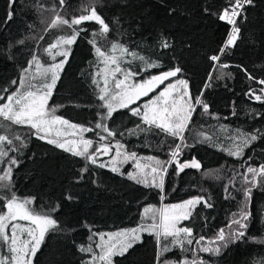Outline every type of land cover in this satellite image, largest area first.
I'll return each instance as SVG.
<instances>
[{"label": "trees", "instance_id": "obj_1", "mask_svg": "<svg viewBox=\"0 0 264 264\" xmlns=\"http://www.w3.org/2000/svg\"><path fill=\"white\" fill-rule=\"evenodd\" d=\"M91 2L111 28L107 39L97 37L98 46L106 50L111 42H119L162 65L141 72L137 79L180 67L179 78L189 82L192 95L203 92L209 111L205 113L202 107H196L180 156L181 162L197 160L200 168H187L177 175L175 165H171L165 179L166 196L161 202L159 190L128 179V169L115 174L87 164L88 171L81 173L87 163L83 158L37 139L29 128L12 125L0 129V134L13 140L5 149H17L8 152L0 169L8 167L9 157L18 161V166L12 165L11 191H0L8 195L14 192L19 198H34L33 207L49 213L59 224L58 229L46 234L33 264H82L88 256L78 250V245L91 243L87 239L89 229L99 233L134 228L141 222L144 207L181 203L196 196L203 197L211 207L203 203L195 206L181 227L192 228L193 237L203 236L206 243L239 212L244 200L240 190L242 175L247 167L264 164V103L246 95L250 89L260 94L259 89L264 87L256 83L264 80V0H254L253 5L246 7V19L237 21L241 31L236 45L220 59V63L229 67L215 70V62L209 58L219 54L230 30V25L218 18L227 0H66L62 9L72 18L82 14ZM53 7H60L59 0H16L11 8L9 0H0V89L12 91L11 82L19 79L33 55L38 56L56 38L71 34L72 31L48 35L44 32L40 44L31 41L43 31L41 12ZM10 10L14 16L6 22ZM79 27L93 30L99 26L87 22ZM91 38V32L82 33L72 46L49 106H57L56 115L71 123L94 129L87 137L98 141L102 132L95 129L100 122L97 113L105 110L99 107L97 99L102 81L96 73L103 65L88 43ZM163 38H167L170 48L161 47ZM20 40L24 43H18ZM124 67L139 69L142 65L136 61ZM222 73V78H217ZM248 74L255 80H250ZM94 78L100 81L99 87L93 84ZM206 83L211 86L205 89ZM108 127L116 133L110 141H119L127 152H136L141 158L166 161L170 150L179 143L154 127L142 131L147 126L127 109L115 112ZM238 132L259 137L244 149L240 158L228 154L233 145L231 137ZM17 135L23 139V145L14 139ZM67 195L73 199H66ZM56 205L59 209L51 211ZM249 210L252 215L247 236L229 243L219 255L200 252L203 244L195 241L191 246L185 245L187 252L175 249L168 255L173 259L198 257L208 264H264V243L256 242L264 241V187L252 189ZM143 240L126 255L114 257L113 264H152L154 240L147 234Z\"/></svg>", "mask_w": 264, "mask_h": 264}, {"label": "snow or ice", "instance_id": "obj_2", "mask_svg": "<svg viewBox=\"0 0 264 264\" xmlns=\"http://www.w3.org/2000/svg\"><path fill=\"white\" fill-rule=\"evenodd\" d=\"M15 2L16 0H9V7L11 8ZM65 3L66 0H59L61 8L65 6ZM253 3L254 0H227V6L222 8L219 13V20L230 25V30L219 54L209 58L215 62L213 70L216 67H229L228 64L220 63L221 56L229 48L235 47L241 31L237 21L246 19L245 9ZM51 11L54 13V17L49 23V28L66 26L72 29V32L70 35L56 38L55 42L44 49L51 57L50 65L44 66L40 59L33 55L28 61V66L22 69L19 79L11 82L14 86L13 90L9 92L7 88L0 89V92L7 93V95L0 94V102H2L0 103V129H7L12 125L29 128L31 134L37 139L44 140L73 156L83 158L87 163L81 169V173L88 171L87 164H92L122 174L120 165L132 161L136 171L127 173V178L143 184L145 187L158 189L162 202L166 196L165 177L168 174L169 166L175 165L177 175L187 168H200L197 160L181 162L180 156L182 146H186L184 133L188 130L196 107H202L205 113L209 111V105L202 98L203 92L201 91L196 96L192 95L189 82L184 78H179L182 72L180 67L163 70L146 79H137L141 76V72L161 68L162 65L130 50L119 42H111L106 50L98 46L97 37L107 39L111 28L97 11L95 3L85 7L82 14L70 19L61 16L55 7ZM13 16L14 12L8 11L5 21H11ZM87 22H94L99 26L98 29L89 30L86 27H79ZM87 32H91L92 37L88 43L94 49L98 62L103 65L96 73V76H101L103 80V87H100L97 99L100 101L99 107L105 111L97 113L100 122L95 124V129L107 133V136L99 135V141L103 142L108 137L116 136V133L103 121L111 119L118 110L127 109L132 116L139 117L143 125L147 126L146 129H141L142 131L154 127L179 141L170 150L168 160L162 161L154 157H147L146 159L151 163H141L142 158L138 157L136 152L125 151V145L119 141L100 143L98 147L93 148L94 141L85 139L83 134L94 129L71 123L56 115L57 106H49V100L71 54L70 46L77 41L82 33ZM18 43L23 44L24 41L20 40ZM160 43L164 49L171 47L167 38H163ZM54 49L55 52H53ZM57 57H63V59L57 61ZM136 61L140 62L142 68L124 67V65H131ZM222 76L223 73L217 78H222ZM248 78L255 80L251 74H248ZM208 80L209 82L212 80L211 72ZM110 83L111 87H109ZM256 83L264 86V80H257ZM93 84L99 87L100 81L94 78ZM161 85H163L162 88ZM210 86V83H206L204 88ZM157 89L160 90L157 92ZM256 91V89H250L246 95L249 98H254L257 102L264 103V87L259 89L260 94H256ZM154 92L156 94L150 96ZM145 96H150V99L142 105L138 104L137 102ZM134 104L137 106L132 107ZM5 121L8 124H5ZM65 129H71V131L67 132ZM65 136H78V139H62ZM258 138L257 134L238 132L236 136L231 137L233 145L228 149V154L237 158L242 157L244 149ZM14 139L19 140L23 145L24 141L19 135ZM205 139L211 138L205 137ZM12 143L13 140L8 135L0 134V164L4 163L9 151H17L14 147L5 149L6 144L12 145ZM113 149H115L114 154ZM102 156L111 158L108 161H102ZM12 165L18 166V161L14 157H9L8 167L0 169L3 172L0 174V189H7L8 192L12 188ZM145 169H150V171H145ZM241 184L240 190L244 194V200L241 202L239 212L233 214V218L226 228L219 229L212 240L204 243L205 237L195 238L192 228L180 226L184 220L191 217L196 205L203 203L206 207H211L203 197L196 196L181 203H161L159 207L153 205L144 207L141 222L134 228L108 233H98L89 229L90 235L87 239L91 243L87 246L78 245V250L88 256V259L82 261V264H113L114 257H122L136 244H142L144 234L151 236L154 240L155 249L152 264H208V261L202 258L173 259L168 254L175 249L187 252L189 249L185 245L191 246L195 241L198 245L203 244L199 248L200 252L219 255L222 248H227L229 243H235L245 238L248 234V222L252 215L249 210L252 189L257 186L264 187V164L258 167L248 166L242 175ZM65 198L73 199L71 195H67ZM33 204L34 198L21 199L14 192L8 195L7 192L0 191V244L5 246L8 253L0 255V264H33V258L43 243L45 235L50 230L59 228L58 221L52 215L38 211L32 207ZM58 209L59 205H56L51 211ZM18 221H27L28 224L23 225ZM252 239L255 240V238ZM256 242L264 243V241Z\"/></svg>", "mask_w": 264, "mask_h": 264}, {"label": "rangeland", "instance_id": "obj_3", "mask_svg": "<svg viewBox=\"0 0 264 264\" xmlns=\"http://www.w3.org/2000/svg\"><path fill=\"white\" fill-rule=\"evenodd\" d=\"M90 4H92V2L91 3H89L86 7H88ZM56 10L59 12V14L61 15V16H64L65 18H71L69 15H66L67 14V12L65 11V9L63 10L61 7H57L56 8ZM53 17H54V13L52 12V11H47L46 9L45 10H43L42 12H41V19H42V33L40 34V36H37V35H35V36H33L32 37V40L31 41H38V43L40 44L42 41H44L43 39H41V37L43 36V34H44V32H46L45 33V35H48V34H50V33H52V32H64V33H68L69 31H72V29H70V28H67L66 26H61V27H57V28H49V23H50V21L53 19ZM44 19H45V21H44ZM65 35H70V34H65ZM46 37V36H45ZM53 42H55V41H53ZM74 45V44H73ZM73 45H71L70 47L72 48V46ZM65 47H67V46H65ZM56 50L54 49L53 50V52H55ZM37 55V54H36ZM39 59H40V61H41V63L44 65V66H48V65H50L51 63H52V60H51V57L42 49L41 51H40V53H39V55L37 56ZM60 59H63V57H57V61H59ZM33 70H35L34 69V67H33ZM101 81H102V87H103V80H102V77H101ZM167 83V82H166ZM112 85H111V83H110V85H109V87H111ZM161 86H163V85H161ZM157 92H158V89H157ZM156 93L154 92V93H151L150 94V96H154ZM150 96H145V97H142L137 103H139L140 101H142L141 103H140V105H142L144 102H146L147 100H149L150 99ZM148 97V98H147ZM50 101V100H49ZM137 105L136 104H134V105H132V107H136ZM120 110H123V109H120ZM120 110H118V111H120ZM117 111V112H118ZM193 115H194V113H193ZM193 115H192V119H193ZM191 119V120H192ZM110 120V119H109ZM109 120H106V121H103V123H105V124H107V126H108V122H109ZM191 123V122H190ZM189 127H190V124H189V126H188V129H189ZM65 131H67V132H70L71 131V129H65ZM186 132H187V130L185 131V133H184V136H185V134H186ZM87 133H89V132H86V133H84L83 135H84V138L85 139H91V138H89V137H87ZM100 135H105V136H107V133H101ZM62 139H78V136L77 137H72V136H65V137H62ZM111 140V138L110 137H108V139L106 140V141H103V142H101V141H95V140H93L94 141V145H93V148H96V147H98L99 146V144L100 143H115L116 142V140H113V141H110ZM122 144V143H121ZM91 151V150H90ZM125 151H126V149H125ZM114 152H115V149H113V154H114ZM110 156H102L101 157V160L102 161H108V160H110ZM141 158V157H140ZM147 157H144V158H142L141 159V163H144V164H149V163H151V162H149L147 159H146ZM171 166H169L168 167V170H169V168H170ZM105 169H108V168H105ZM120 169H121V173H123V172H126L125 170H127V172L129 173V172H135L136 171V169H135V167H134V162H132V161H129V162H127V163H124V164H121L120 165ZM109 170V169H108ZM145 171H150V169H145ZM115 174H117V173H115ZM126 176H127V174H126ZM167 176V175H166ZM165 179H166V177H165ZM134 181V180H133ZM136 182V181H135ZM29 198V197H28ZM21 199H23V198H21ZM163 204H170V203H163ZM197 206V205H196ZM32 207H33V205H32ZM195 208V207H194ZM142 214H143V212H142ZM184 221H186V220H184ZM183 221V222H184ZM19 223H21V224H23V225H27L28 224V222L27 221H18ZM183 222L181 223V225L183 224ZM180 225V226H181ZM53 230H56V229H53ZM50 231H52V230H50ZM119 231H121V230H119ZM114 232H118V231H114ZM104 233H108V232H104ZM46 236V235H45ZM212 240V239H211ZM208 241V240H207ZM206 241V242H207ZM42 245V244H41ZM203 246V245H202ZM41 247V246H40ZM40 249V248H39ZM8 253L6 252V248H5V246L3 245V244H0V255H7ZM33 260H34V258H33Z\"/></svg>", "mask_w": 264, "mask_h": 264}]
</instances>
